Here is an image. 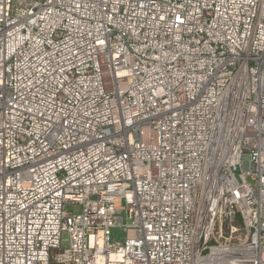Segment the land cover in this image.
<instances>
[{
    "label": "built area",
    "instance_id": "2783aa9c",
    "mask_svg": "<svg viewBox=\"0 0 264 264\" xmlns=\"http://www.w3.org/2000/svg\"><path fill=\"white\" fill-rule=\"evenodd\" d=\"M0 264H264V0H0Z\"/></svg>",
    "mask_w": 264,
    "mask_h": 264
},
{
    "label": "rangeland",
    "instance_id": "374dc122",
    "mask_svg": "<svg viewBox=\"0 0 264 264\" xmlns=\"http://www.w3.org/2000/svg\"><path fill=\"white\" fill-rule=\"evenodd\" d=\"M247 181L249 182V184L251 186H254V182L250 179L249 176H246ZM63 210L65 212H79L80 211V206H78L77 204H73V203H66L63 206ZM63 241L61 242V249L65 248L68 244L67 240H65L67 238V236L64 234L62 236ZM124 241V232L119 228L118 225H115L110 232V238H109V244L113 245V246H118L121 245Z\"/></svg>",
    "mask_w": 264,
    "mask_h": 264
}]
</instances>
